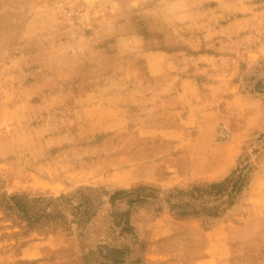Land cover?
Returning <instances> with one entry per match:
<instances>
[{"label": "rangeland", "instance_id": "obj_1", "mask_svg": "<svg viewBox=\"0 0 264 264\" xmlns=\"http://www.w3.org/2000/svg\"><path fill=\"white\" fill-rule=\"evenodd\" d=\"M150 52L168 66L148 81ZM258 81L264 0H0V264H84L85 245L128 249L124 264H264ZM192 107L212 142H129L122 130L178 137ZM246 163L244 190L218 217L181 218L164 202ZM139 186L159 198L110 204ZM85 187L100 207L82 238L68 212L28 224L3 202ZM128 209L134 234L116 226Z\"/></svg>", "mask_w": 264, "mask_h": 264}, {"label": "trees", "instance_id": "obj_2", "mask_svg": "<svg viewBox=\"0 0 264 264\" xmlns=\"http://www.w3.org/2000/svg\"><path fill=\"white\" fill-rule=\"evenodd\" d=\"M258 89L264 88V81H258ZM256 85V86H257ZM251 172V165L246 163L239 166L234 174L223 179L221 182H213L206 187L192 186L188 189L174 190V193L166 195L164 202L168 208L179 217H218L228 208L233 206L239 194L244 190ZM99 190L85 187L72 196L61 195L53 198L28 199L14 195L4 196L3 202L7 211H11L28 224L42 223L51 217H56L63 212L73 218V223L81 227L80 237H83V230L91 220L96 217L100 203L96 204ZM158 190L145 186H139L132 191H118L109 196L111 205L126 200L127 205L147 202L151 199L157 200ZM120 232L124 234H134V229L130 224V210L119 214ZM82 260L84 264H124L128 249L124 251L120 248L109 249L100 245L93 249L88 245L84 246Z\"/></svg>", "mask_w": 264, "mask_h": 264}, {"label": "crops", "instance_id": "obj_3", "mask_svg": "<svg viewBox=\"0 0 264 264\" xmlns=\"http://www.w3.org/2000/svg\"><path fill=\"white\" fill-rule=\"evenodd\" d=\"M159 57L160 56H158V54L154 52L146 54V59L144 60L145 66L143 68L146 71V80L151 81L154 78V76H152V72L154 67H157L156 64L160 65L161 67L162 65L165 67L168 66L166 62H161L160 64V62H158L160 60ZM184 80L186 79L178 78L177 82L181 84ZM182 96L183 95L181 91L176 92V94L174 95L175 98H181ZM228 112H231V110L228 109ZM180 114L181 116H183V118H185L182 124H180L183 128V133L180 134L178 137L174 136L169 138L168 132H166V134L164 132H160L161 136L160 134L148 136V126L141 125L138 122H135L132 125L128 126V128H124L122 130H127L129 142H212L211 136L209 138L208 132L214 131L215 127L214 125L212 126V124H201V122L199 123L198 117L200 115V112L197 111L195 107L183 109L182 111L180 110ZM250 118H252L249 119L251 123L255 121L260 126L262 125V123H264V113L262 112L259 114L258 117H253L250 115ZM142 134L144 135L146 140L142 139ZM206 138L209 139L207 140Z\"/></svg>", "mask_w": 264, "mask_h": 264}, {"label": "built area", "instance_id": "obj_4", "mask_svg": "<svg viewBox=\"0 0 264 264\" xmlns=\"http://www.w3.org/2000/svg\"><path fill=\"white\" fill-rule=\"evenodd\" d=\"M221 130H222V132L224 133L225 136H228L229 132H228V130H227V128L225 126H223L221 128Z\"/></svg>", "mask_w": 264, "mask_h": 264}]
</instances>
